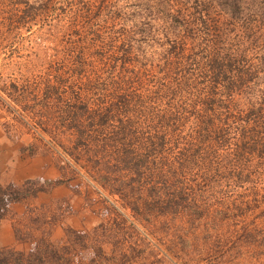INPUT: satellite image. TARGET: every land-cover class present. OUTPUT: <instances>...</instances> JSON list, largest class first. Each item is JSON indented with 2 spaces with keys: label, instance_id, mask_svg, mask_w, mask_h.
Returning a JSON list of instances; mask_svg holds the SVG:
<instances>
[{
  "label": "trees",
  "instance_id": "16d2710c",
  "mask_svg": "<svg viewBox=\"0 0 264 264\" xmlns=\"http://www.w3.org/2000/svg\"><path fill=\"white\" fill-rule=\"evenodd\" d=\"M48 1L54 0L24 2L21 16L35 20L41 7L44 23ZM68 2L75 5L74 19L86 20L89 42L63 40L57 59L44 57L49 47L43 42L35 59L46 65L38 72L17 79L0 74L5 123L28 129L26 149L40 147L59 160L62 177L47 183L80 176L134 212L160 213L176 211L175 196H190L196 185L184 181V188L164 189L167 174L180 180L187 165L196 164L208 188L221 166L231 178L239 172L230 166L264 156V90L258 86L264 56L255 46L260 25L242 0ZM70 24L59 33L73 34ZM83 50L98 64H111L107 76L85 73ZM72 60L79 64L60 67ZM218 152L228 166L216 161ZM203 186L198 189L205 192ZM162 191L170 198L163 200ZM25 195L0 186V219ZM65 250L10 251L15 259L0 254V264H62Z\"/></svg>",
  "mask_w": 264,
  "mask_h": 264
},
{
  "label": "rangeland",
  "instance_id": "374dc122",
  "mask_svg": "<svg viewBox=\"0 0 264 264\" xmlns=\"http://www.w3.org/2000/svg\"><path fill=\"white\" fill-rule=\"evenodd\" d=\"M24 2L34 5L41 0H0V74L4 79L27 76L45 66L35 59L43 53V42L49 47L44 57L52 54L57 59L63 40L70 38L72 46H78L90 39L86 20L74 19L71 2H47L48 16H54L51 27L44 26L49 17L42 23L41 7L35 20L26 21L21 16ZM242 3L248 17L259 20L255 46L257 54L264 56V0ZM68 24L76 31L61 35L59 31L64 32ZM45 30L52 35L44 34ZM83 57L86 74L107 76L105 68L111 64H98L90 51L83 50ZM75 64L79 62L72 60L60 67ZM258 86L264 90V71ZM5 122L0 111V186L26 192L8 204L0 219V254L11 258L10 262L15 259L10 251L31 254L51 247L66 249L62 264H264V156L249 155L245 163L230 166L239 172L231 178L225 175L229 168L221 166L217 182L209 181L215 185L208 188L198 172L202 169L189 164L180 180L167 174L163 183L164 189L184 188V181L196 184L190 196L184 192L182 197L175 196L180 200L176 211L134 212L89 179L74 175L57 185L47 183L62 177L58 158L40 147L26 149L32 139L28 129ZM219 152L224 154L223 149ZM219 152L216 161L226 164ZM199 183L205 192L198 189ZM156 184L162 186L159 181ZM170 196L171 192L162 191L163 200ZM205 197L209 205L202 207Z\"/></svg>",
  "mask_w": 264,
  "mask_h": 264
}]
</instances>
